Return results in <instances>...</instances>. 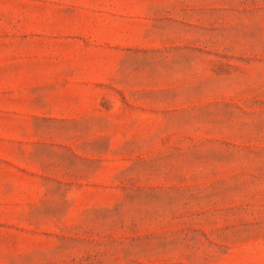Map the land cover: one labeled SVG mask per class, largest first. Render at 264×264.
Instances as JSON below:
<instances>
[{"label": "rangeland", "instance_id": "obj_1", "mask_svg": "<svg viewBox=\"0 0 264 264\" xmlns=\"http://www.w3.org/2000/svg\"><path fill=\"white\" fill-rule=\"evenodd\" d=\"M226 23L184 34L264 51L262 21ZM165 51L120 71L134 86L100 85L120 113L91 120L107 155L92 158L89 182L26 215L0 213V264H264V52L169 62Z\"/></svg>", "mask_w": 264, "mask_h": 264}, {"label": "crops", "instance_id": "obj_2", "mask_svg": "<svg viewBox=\"0 0 264 264\" xmlns=\"http://www.w3.org/2000/svg\"><path fill=\"white\" fill-rule=\"evenodd\" d=\"M204 9L211 13L204 17ZM253 19L264 23V0H0V213L26 215L72 198L69 183L90 181L92 158L107 155L92 147L91 120L115 121L120 113V96L106 94L102 83L134 86L120 71L139 68L152 51L169 50V62L264 52L242 42L202 45L184 34L187 25L200 31L203 22ZM160 37L175 40L156 44Z\"/></svg>", "mask_w": 264, "mask_h": 264}]
</instances>
